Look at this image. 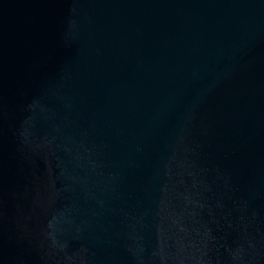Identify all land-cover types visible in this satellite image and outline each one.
Masks as SVG:
<instances>
[{
    "label": "water",
    "instance_id": "obj_1",
    "mask_svg": "<svg viewBox=\"0 0 264 264\" xmlns=\"http://www.w3.org/2000/svg\"><path fill=\"white\" fill-rule=\"evenodd\" d=\"M0 264H264V0H0Z\"/></svg>",
    "mask_w": 264,
    "mask_h": 264
}]
</instances>
